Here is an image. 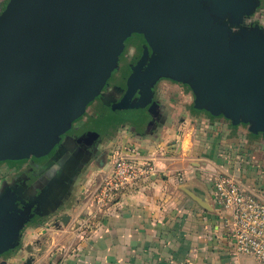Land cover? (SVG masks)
Listing matches in <instances>:
<instances>
[{
    "label": "water",
    "instance_id": "1",
    "mask_svg": "<svg viewBox=\"0 0 264 264\" xmlns=\"http://www.w3.org/2000/svg\"><path fill=\"white\" fill-rule=\"evenodd\" d=\"M253 2L8 0L0 14V161L50 147L98 96L131 31L155 55L134 71L128 96L168 77L190 88L196 107L264 134V28L234 31ZM2 210L6 222L18 217ZM6 235L0 251L12 245L14 234Z\"/></svg>",
    "mask_w": 264,
    "mask_h": 264
},
{
    "label": "crops",
    "instance_id": "2",
    "mask_svg": "<svg viewBox=\"0 0 264 264\" xmlns=\"http://www.w3.org/2000/svg\"><path fill=\"white\" fill-rule=\"evenodd\" d=\"M159 86L170 88L164 82ZM175 87L184 98L181 108L164 103L166 109H155L152 117H161V122L146 123L125 113L94 150H107L116 143L134 145L154 165L150 180L89 218L86 234L74 235L67 230L79 211L76 198L82 193L81 185L90 176L79 177L86 161L77 164L72 156L73 167L65 176L79 180V188L65 194L61 204L50 200V224L28 231L22 250L5 264H257L253 257L232 251L215 207L213 182L227 173L264 201V134L223 112L192 105L190 88ZM169 97L164 96L172 101ZM87 112L90 119L102 113L101 109ZM59 216L66 220L57 222Z\"/></svg>",
    "mask_w": 264,
    "mask_h": 264
},
{
    "label": "flooded vegetation",
    "instance_id": "3",
    "mask_svg": "<svg viewBox=\"0 0 264 264\" xmlns=\"http://www.w3.org/2000/svg\"><path fill=\"white\" fill-rule=\"evenodd\" d=\"M7 2L8 0H0V14ZM252 7L251 12L244 18L255 22L249 28H264V21L261 23V17L264 15L261 13L264 10V0H254ZM243 23L244 21L240 25ZM154 55L143 33L131 31L118 57L115 71L98 96L87 105L83 114L72 121L64 132L55 136L50 147L40 154H31L23 159L0 161V242L6 239V232L14 234L11 247L0 251V264H5L8 257L16 256L22 250V244L28 231L31 232L34 227L50 224V200H54L51 203L61 204L65 194H69L73 187L79 188V180L78 182L77 179L73 181L70 175L69 178L65 176L71 172L70 169L73 167L70 162L72 156L77 164L86 161L80 170V176L78 175L80 178L83 175L86 177L92 167H100L109 156L106 150L96 152L94 150L102 137L111 135V125H115L118 120L124 118L122 115L127 113L132 117H139L146 123L149 119L161 122V117H152L155 109L167 108L162 99L160 91L162 87L159 84L164 82L179 87L185 84L159 76L147 86L142 83L132 95H127L134 71L139 67L143 71ZM190 93L193 96L192 105L195 106L194 94L192 91ZM87 109H101L102 113L98 115L99 117L90 119ZM138 109L144 110L140 113ZM66 138L67 142L61 147V143ZM84 187L86 186L81 185V191ZM57 192L63 193V196ZM83 198V193H81L76 198V205L84 201ZM3 208L13 210L18 217H10L9 222H6ZM62 212V210L58 211V213ZM55 219L57 222L66 220L65 216ZM4 222L7 223L6 226ZM13 223H16L15 227Z\"/></svg>",
    "mask_w": 264,
    "mask_h": 264
},
{
    "label": "built area",
    "instance_id": "4",
    "mask_svg": "<svg viewBox=\"0 0 264 264\" xmlns=\"http://www.w3.org/2000/svg\"><path fill=\"white\" fill-rule=\"evenodd\" d=\"M102 172L90 199L96 208L105 209L112 207L124 193L149 181L154 165L135 146L125 143L109 153ZM213 191L232 251L264 264V201L227 173L216 176Z\"/></svg>",
    "mask_w": 264,
    "mask_h": 264
},
{
    "label": "rangeland",
    "instance_id": "5",
    "mask_svg": "<svg viewBox=\"0 0 264 264\" xmlns=\"http://www.w3.org/2000/svg\"><path fill=\"white\" fill-rule=\"evenodd\" d=\"M261 13H264V10L261 11ZM262 21H264V15L261 17V23ZM255 22H253L252 20H247L244 19V23L241 26H237V28H234L235 32H240L242 28H249L251 27ZM241 28V29H240ZM117 66V65H116ZM190 90V89H189ZM161 91V95H162V99L165 102L166 105H174L177 107H182L181 105H183V101L184 98L182 96L179 95V90L174 86V85H170V88H160ZM191 91V90H190ZM172 95L173 100L169 101L166 100V98H164V96H167L168 98H170L169 96ZM191 99H193V96H191L190 94V98H188L189 103L191 102ZM169 101V104L166 102ZM117 144V143H116ZM114 144L112 147L109 146L108 149L106 150V152L109 154L112 150L113 147L116 145ZM106 153V154H107ZM109 157V156H108ZM107 157V160H108ZM106 160V162H107ZM91 169V168H90ZM102 170H99L97 167H92V169L90 170V173L88 172V177L90 176V180L87 179V183H86V187H84V189L82 190L83 193V200L82 202H80L77 206H78V213L76 215V220L74 221V224L67 230V232H74V235H81V234H86L88 232V224L87 221L89 220V218H91L92 216L95 217L97 215H99L100 212H102L104 210V208H96L92 201H91V195L93 194V192L95 191L98 183H99V179L100 176L102 175ZM105 209H108L105 208ZM75 219V218H74ZM90 225V224H89ZM48 227V226H47ZM43 233H50L47 230H44Z\"/></svg>",
    "mask_w": 264,
    "mask_h": 264
},
{
    "label": "trees",
    "instance_id": "6",
    "mask_svg": "<svg viewBox=\"0 0 264 264\" xmlns=\"http://www.w3.org/2000/svg\"><path fill=\"white\" fill-rule=\"evenodd\" d=\"M139 111V110H138ZM118 119H121V118H118Z\"/></svg>",
    "mask_w": 264,
    "mask_h": 264
}]
</instances>
